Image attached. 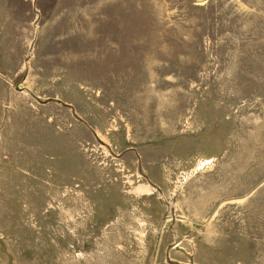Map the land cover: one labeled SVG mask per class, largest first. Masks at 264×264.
<instances>
[{"label":"rangeland","instance_id":"1","mask_svg":"<svg viewBox=\"0 0 264 264\" xmlns=\"http://www.w3.org/2000/svg\"><path fill=\"white\" fill-rule=\"evenodd\" d=\"M0 264H264V0H0Z\"/></svg>","mask_w":264,"mask_h":264}]
</instances>
